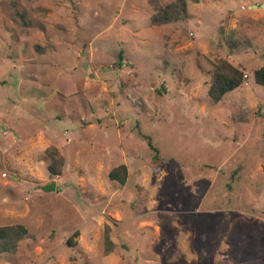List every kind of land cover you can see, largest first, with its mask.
<instances>
[{
    "label": "rangeland",
    "instance_id": "obj_1",
    "mask_svg": "<svg viewBox=\"0 0 264 264\" xmlns=\"http://www.w3.org/2000/svg\"><path fill=\"white\" fill-rule=\"evenodd\" d=\"M172 1L0 0V264H264V0Z\"/></svg>",
    "mask_w": 264,
    "mask_h": 264
},
{
    "label": "trees",
    "instance_id": "obj_2",
    "mask_svg": "<svg viewBox=\"0 0 264 264\" xmlns=\"http://www.w3.org/2000/svg\"><path fill=\"white\" fill-rule=\"evenodd\" d=\"M188 16L187 0H174L166 5L159 6L152 15L151 20L155 25H162L176 22ZM213 64L214 68L208 95L212 101L220 102L228 93L239 88L244 83L245 72L243 68L234 65L227 58H219L215 60ZM253 73L256 82L264 86V65L255 68ZM144 137L148 139L149 145L158 151V148L153 144L151 138L145 134ZM47 153L51 158L48 167L50 173L60 174L61 167L65 164V158L57 147L52 146L48 148ZM157 157L158 155L156 158ZM109 175L111 179L118 180L122 184H125L128 178V167L126 164H121L112 169ZM27 234L28 229L24 224L0 226V251L16 252L20 241L25 238ZM106 242L109 246H112V240L108 230L106 232Z\"/></svg>",
    "mask_w": 264,
    "mask_h": 264
},
{
    "label": "water",
    "instance_id": "obj_3",
    "mask_svg": "<svg viewBox=\"0 0 264 264\" xmlns=\"http://www.w3.org/2000/svg\"><path fill=\"white\" fill-rule=\"evenodd\" d=\"M255 7H258V5H254ZM262 7H264V4H263V6ZM56 187H57V183L54 181V182H52V183H50V184H47L46 186H45V190L46 191H53V190H56Z\"/></svg>",
    "mask_w": 264,
    "mask_h": 264
}]
</instances>
